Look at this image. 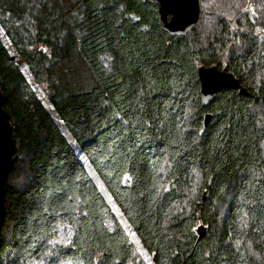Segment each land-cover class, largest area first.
I'll return each mask as SVG.
<instances>
[{
	"label": "trees",
	"instance_id": "16d2710c",
	"mask_svg": "<svg viewBox=\"0 0 264 264\" xmlns=\"http://www.w3.org/2000/svg\"><path fill=\"white\" fill-rule=\"evenodd\" d=\"M202 12L172 36L156 0H0V264H264V36ZM201 66L248 92L204 105Z\"/></svg>",
	"mask_w": 264,
	"mask_h": 264
},
{
	"label": "water",
	"instance_id": "95a60500",
	"mask_svg": "<svg viewBox=\"0 0 264 264\" xmlns=\"http://www.w3.org/2000/svg\"><path fill=\"white\" fill-rule=\"evenodd\" d=\"M165 30L172 36L185 35L194 28L200 17V0H156ZM199 79L203 95V104L209 105L214 97L228 90L248 91L241 81L230 71L218 66H201ZM4 96L0 88V235L6 214L7 181L14 168V156L17 145L13 137L11 116L3 107ZM211 118L208 113L205 119L207 126Z\"/></svg>",
	"mask_w": 264,
	"mask_h": 264
},
{
	"label": "rangeland",
	"instance_id": "374dc122",
	"mask_svg": "<svg viewBox=\"0 0 264 264\" xmlns=\"http://www.w3.org/2000/svg\"><path fill=\"white\" fill-rule=\"evenodd\" d=\"M202 7L203 12L200 29L203 28L206 31L203 32V37L207 35L208 38H211L214 35L211 29L216 28H213V26L216 24L217 18L220 17L227 18L233 25L235 24L234 21L237 20L239 26L235 25V32H237V29H241L239 30L241 33L249 32L251 29H261L257 32L264 36V0H231L230 3L229 0L228 3L224 2V0H202ZM247 16L252 17L250 22ZM252 21H258L259 24L254 25L251 23ZM232 44L235 45L234 41H232ZM18 62L22 63L20 59ZM22 64H24V62ZM37 88L40 93L44 92L41 87L37 86ZM44 100L46 101V99ZM22 172L23 170L18 169L12 177V182L18 186L23 184L24 176ZM203 231L204 228L199 225L197 227V233L201 235ZM130 232L133 233V231ZM137 247L145 258H148L146 251H143L139 244H137Z\"/></svg>",
	"mask_w": 264,
	"mask_h": 264
},
{
	"label": "snow or ice",
	"instance_id": "6c2138e0",
	"mask_svg": "<svg viewBox=\"0 0 264 264\" xmlns=\"http://www.w3.org/2000/svg\"><path fill=\"white\" fill-rule=\"evenodd\" d=\"M105 67H107V65H105ZM161 170H162V169H161ZM129 179H130V177H127V176L125 177V180H129ZM121 215H122V213H121ZM129 227H130V226H127L125 230L128 231V228H129ZM110 230H114V229H111V227H110ZM131 234L134 235V233H131ZM58 243H63V240L58 241ZM67 243L71 244L72 241H71V240H68Z\"/></svg>",
	"mask_w": 264,
	"mask_h": 264
}]
</instances>
